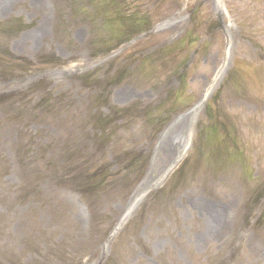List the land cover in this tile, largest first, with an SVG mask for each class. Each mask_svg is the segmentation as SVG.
<instances>
[{"label": "rangeland", "instance_id": "374dc122", "mask_svg": "<svg viewBox=\"0 0 264 264\" xmlns=\"http://www.w3.org/2000/svg\"><path fill=\"white\" fill-rule=\"evenodd\" d=\"M119 3L0 0V264H264V0Z\"/></svg>", "mask_w": 264, "mask_h": 264}, {"label": "trees", "instance_id": "16d2710c", "mask_svg": "<svg viewBox=\"0 0 264 264\" xmlns=\"http://www.w3.org/2000/svg\"><path fill=\"white\" fill-rule=\"evenodd\" d=\"M98 7V15L103 22V33L95 39L96 54L107 53L109 49L119 47L120 44L129 42L133 37L144 33L149 23L146 15L139 11L127 12L119 0H94ZM112 25V29H109ZM114 26V27H113ZM7 27L1 26L3 32ZM11 31L10 28L5 32ZM94 185H87L88 190Z\"/></svg>", "mask_w": 264, "mask_h": 264}]
</instances>
